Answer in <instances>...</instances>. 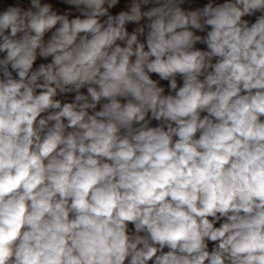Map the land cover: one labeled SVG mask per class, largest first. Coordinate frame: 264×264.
Instances as JSON below:
<instances>
[{
    "label": "clouds",
    "instance_id": "clouds-1",
    "mask_svg": "<svg viewBox=\"0 0 264 264\" xmlns=\"http://www.w3.org/2000/svg\"><path fill=\"white\" fill-rule=\"evenodd\" d=\"M0 264H264V0H0Z\"/></svg>",
    "mask_w": 264,
    "mask_h": 264
}]
</instances>
